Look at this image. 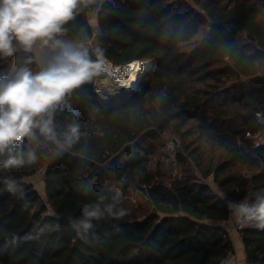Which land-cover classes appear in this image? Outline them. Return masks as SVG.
<instances>
[{"label": "trees", "instance_id": "1", "mask_svg": "<svg viewBox=\"0 0 264 264\" xmlns=\"http://www.w3.org/2000/svg\"><path fill=\"white\" fill-rule=\"evenodd\" d=\"M264 7V0H259ZM202 9L209 31L189 52L181 46L198 33L201 18L181 1L107 0L100 5L98 39L113 65L149 61L130 98L115 107L99 105L94 83L86 93L69 99L82 124L99 127L103 136L83 137L62 158L44 152L22 169H0V264H218L234 252L222 226L230 218L226 203L209 186L186 178L167 187L152 172L150 157L158 135L169 130L180 139L179 166L191 161L201 178L212 177L225 199L242 200L248 184L264 190V146L245 137L258 130L256 114H264V23L258 5L219 4L191 0ZM85 9L73 24L90 27ZM255 43L246 53L241 34ZM12 59H0V76ZM255 75L260 80L247 83ZM161 91L163 103L156 101ZM91 104L99 108L90 121ZM87 144V156L80 155ZM45 167V193L52 215L39 205V196L23 180ZM252 171L249 181L233 169ZM22 186L9 192L3 177ZM145 193L151 212L142 218L95 222L86 236H78L69 221L85 203L109 202L118 181ZM123 206L127 208L125 203ZM128 209V208H127ZM129 210V209H128ZM68 219V223L59 220ZM247 264H264V229L243 225L240 231Z\"/></svg>", "mask_w": 264, "mask_h": 264}, {"label": "clouds", "instance_id": "2", "mask_svg": "<svg viewBox=\"0 0 264 264\" xmlns=\"http://www.w3.org/2000/svg\"><path fill=\"white\" fill-rule=\"evenodd\" d=\"M103 0H0V59H12L9 71L0 76V169H22L37 162L46 151L59 159L80 145L83 137L104 132L84 125L69 99L83 96L87 85L105 75V50L96 41L102 33L93 20L91 29L73 24L77 17ZM163 91L156 101L163 103ZM99 108L91 104L90 121ZM87 144L80 155L87 156ZM9 192L21 193L22 186L11 175L3 177ZM109 202L101 197L85 203L78 218L69 221L81 237L95 222L121 219L129 214L123 206V185ZM230 216L238 224L264 229V190L249 201L226 202Z\"/></svg>", "mask_w": 264, "mask_h": 264}, {"label": "rangeland", "instance_id": "3", "mask_svg": "<svg viewBox=\"0 0 264 264\" xmlns=\"http://www.w3.org/2000/svg\"><path fill=\"white\" fill-rule=\"evenodd\" d=\"M175 1H181L184 3L185 6L188 8H192L195 12H197L201 18V24L198 27V33L197 35L192 39L191 42L188 44L182 45L181 50L183 52H189L196 44L207 34L209 31V23L208 20L203 12L202 9L198 8L191 0H166L167 3L170 2H175ZM219 4H229V5H237L241 3L245 4H252L256 3L258 5V13H257V20L261 21L264 23V7L262 6L261 2L259 0H216ZM94 13V12H93ZM91 13V14H93ZM240 46L244 49L246 53H252L256 49L255 43L249 41L245 34H241L238 38ZM142 62H148V61H142ZM149 67L147 68V70ZM98 80L94 81V86L96 88V91L98 90L99 94V89H98ZM262 123L264 125V114L262 115ZM263 128L261 127L260 129V134L259 137L261 138L264 136L263 133ZM174 136L169 130L161 133L158 135V138L156 139V146H157V151L156 153L150 157V162H151V169L154 174L158 177L159 180H161L167 187H170L174 182L182 181L186 178L193 179L197 182L203 183L210 188V192L219 198L222 202L226 203L227 200L225 199L223 193L219 190L218 186L216 183H214L212 177L209 178H201L200 175L198 174L196 168L192 164L191 161H188V164L186 166H179V171L178 174L175 176L172 174V172L169 170V168L163 163V158H162V146L165 140L170 139ZM253 146H255L256 141L258 139H247ZM52 156L50 155L49 158ZM45 167L39 169L35 174L32 176L24 179L23 181L31 184L34 191L38 194L39 196V205L45 206L47 208V211L45 215H52L51 209L49 207V203L47 200V196L45 193V185H44V173H45ZM233 173L237 174L240 179H244L249 181L250 176L252 174V171L247 170L245 167H237L233 169ZM259 193V191H255L252 189L251 184H248V192L245 195L243 199H248L249 201H252L255 199V196ZM124 203L129 209V211L134 214L138 218H142L144 216H147L152 208L149 207L148 205V200L146 199L145 193L143 190L138 187V186H133L130 187L127 190V194L124 198ZM235 223V220L230 217L227 223H223L224 229L226 232L230 231V228L233 226ZM243 225L237 230L236 233H234L232 236H240V231L242 230Z\"/></svg>", "mask_w": 264, "mask_h": 264}, {"label": "bare ground", "instance_id": "4", "mask_svg": "<svg viewBox=\"0 0 264 264\" xmlns=\"http://www.w3.org/2000/svg\"><path fill=\"white\" fill-rule=\"evenodd\" d=\"M148 67L149 61H135L123 67L107 62V71L98 85L103 106L114 105L128 97Z\"/></svg>", "mask_w": 264, "mask_h": 264}, {"label": "built area", "instance_id": "5", "mask_svg": "<svg viewBox=\"0 0 264 264\" xmlns=\"http://www.w3.org/2000/svg\"><path fill=\"white\" fill-rule=\"evenodd\" d=\"M106 62H109V61L106 59ZM120 66L123 67L125 65H120ZM101 78L102 76L97 78L98 84L100 83ZM97 100H98L99 105L102 106L103 104L101 102V96L98 94V92H97ZM256 125H257L258 130L254 133H248L245 138L253 139V140L259 138V140L256 141L254 147H261V146H264V136H262L261 138L259 137L261 127L264 129L261 113L256 114ZM263 133H264V130H263ZM179 149H180V139L175 136H173L170 139L165 140L162 146L163 163L169 168V170L172 172L174 176L178 174V171H179V164L177 160ZM241 225L242 224H238L235 221L233 226L230 228V231L227 232L229 235V238H231V236L237 232V230L241 227ZM218 264H236L235 253L233 252L232 254H229L224 259H222Z\"/></svg>", "mask_w": 264, "mask_h": 264}, {"label": "crops", "instance_id": "6", "mask_svg": "<svg viewBox=\"0 0 264 264\" xmlns=\"http://www.w3.org/2000/svg\"><path fill=\"white\" fill-rule=\"evenodd\" d=\"M104 1H107V0H103V2ZM86 18H87V21L91 27V22L93 20H95L97 22V12L95 11L93 14H91V13L87 14ZM230 240L232 242L233 250H234V253L236 255V264H247L240 236H238V237L234 236V238H233V236H231Z\"/></svg>", "mask_w": 264, "mask_h": 264}, {"label": "water", "instance_id": "7", "mask_svg": "<svg viewBox=\"0 0 264 264\" xmlns=\"http://www.w3.org/2000/svg\"><path fill=\"white\" fill-rule=\"evenodd\" d=\"M150 66H151V63H150ZM140 79H141V78H140ZM140 79L138 80V82L140 81ZM259 80H260V76H259V75H255V76H253V77L247 78L246 82H247V83H255V82L259 81ZM138 82L134 85V87L132 88L131 93H130V95H129L128 97L123 98L120 102H118V103H116V104H114V105H110V106H107V107H105V106L102 105V107H103L104 109H109V108H111V107H115V106H117V105H119V104H122L123 102L127 101V100L130 98V96L133 94V92L135 91ZM59 220L62 221V222H64V223H68V219L65 218V217H63V216L60 217Z\"/></svg>", "mask_w": 264, "mask_h": 264}]
</instances>
